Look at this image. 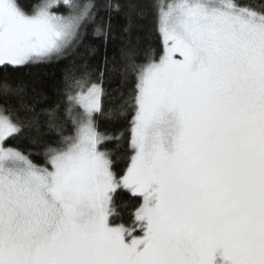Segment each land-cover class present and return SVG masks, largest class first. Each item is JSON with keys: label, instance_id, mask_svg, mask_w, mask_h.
Returning a JSON list of instances; mask_svg holds the SVG:
<instances>
[{"label": "snow or ice", "instance_id": "snow-or-ice-1", "mask_svg": "<svg viewBox=\"0 0 264 264\" xmlns=\"http://www.w3.org/2000/svg\"><path fill=\"white\" fill-rule=\"evenodd\" d=\"M124 7L109 0L98 23V0L31 12L0 0V74L67 55L90 26L106 41ZM131 8L125 32L133 12L150 14L162 53L141 60L129 41L117 87L131 76L134 88L112 110L106 73H69L55 105L0 75V264H264V3ZM21 137L42 160L13 145ZM124 191L138 201L130 224L117 222Z\"/></svg>", "mask_w": 264, "mask_h": 264}, {"label": "trees", "instance_id": "trees-1", "mask_svg": "<svg viewBox=\"0 0 264 264\" xmlns=\"http://www.w3.org/2000/svg\"><path fill=\"white\" fill-rule=\"evenodd\" d=\"M26 11H33L36 7L44 2V0H19ZM109 0H98L101 5V11L98 15V23L105 22L109 18V12L104 8ZM125 5L124 10L120 13L111 14V32L109 38L105 41L103 38L94 34L95 26H90L85 34L81 45L70 51L67 55L42 62L21 67L18 71L4 73L0 75H8L13 81H20L25 86V99L30 101L32 97V89L42 91L48 103L55 105L63 100L64 81L69 73H79L83 68L93 76H99L106 73L105 88L108 93L103 98L104 107L112 110L116 105L121 103L123 98L130 99V95L134 88V80L131 76L126 78L123 88L117 86L120 84L121 76L119 66L124 63V51L130 46L136 49L137 56L143 60L146 53L155 54L162 53V43L156 31V24L150 14L143 16L132 14V29L129 33L125 32L129 20L125 15L126 12L132 11L131 6L140 5L146 0H120ZM241 4L259 5L264 0H238ZM62 14H67L66 9L60 8ZM3 98H0L2 100ZM8 102L16 104V98H8ZM101 128L108 132H113L117 128L127 133V122L122 121L119 124H113L110 120L102 118ZM13 145L25 151L32 153L31 158L35 162L42 160L41 156L36 153L40 151L38 147L31 145L28 137H21L14 140ZM130 153L124 152L117 158L116 166L118 171H124L128 163ZM117 211L120 213L117 219L118 223L130 224L132 222V209L138 202L137 198L132 197L126 191L118 193Z\"/></svg>", "mask_w": 264, "mask_h": 264}]
</instances>
